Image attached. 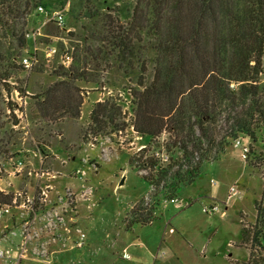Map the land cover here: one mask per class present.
I'll return each mask as SVG.
<instances>
[{
  "label": "rangeland",
  "instance_id": "rangeland-1",
  "mask_svg": "<svg viewBox=\"0 0 264 264\" xmlns=\"http://www.w3.org/2000/svg\"><path fill=\"white\" fill-rule=\"evenodd\" d=\"M122 7L116 1V17L129 22ZM56 11H61L62 26L53 18ZM85 12L82 0L38 4L27 18V43L18 49L9 86L2 85L0 192L7 197L0 196V206L8 205L10 219L17 223L15 234L9 233L2 242L4 249L14 248L20 240L18 223L23 214L29 210L34 214L48 204L51 224L47 227L39 219L33 229L38 237H46L41 264L58 263L63 252L57 250L65 235L75 240L79 229L86 233L85 245L65 252L67 262L63 264H264V250L253 239L258 230L254 226L256 201L264 193L260 140L244 138L246 153L234 143L217 159L203 164L201 177L175 196L179 203L160 197L149 223L127 226L131 205L144 198L150 209L155 202L154 186L142 176L149 170L137 171L129 158L139 157L140 148L148 144L151 151L147 156L169 162V136L167 132L151 137L135 131L136 99L131 89L136 87L137 74H129L126 63L125 72L118 66L120 62L107 60L101 53V59L93 58L100 45L99 33H86L82 28L84 22L91 24L90 19L79 16ZM88 46L92 52L84 63ZM67 54L72 56L69 64L64 62ZM262 62L259 82L264 84V56ZM149 69L148 79L151 66ZM104 100L114 107L95 123L92 112ZM233 184L238 195L230 199L226 216L203 211V206L213 203L224 208L222 201L227 200ZM78 196L83 209L75 208ZM58 212L61 223L55 226ZM4 233L7 230L0 224V235ZM125 245L144 263L116 259ZM22 263L40 264L26 259ZM0 264L12 263L2 259Z\"/></svg>",
  "mask_w": 264,
  "mask_h": 264
},
{
  "label": "trees",
  "instance_id": "trees-1",
  "mask_svg": "<svg viewBox=\"0 0 264 264\" xmlns=\"http://www.w3.org/2000/svg\"><path fill=\"white\" fill-rule=\"evenodd\" d=\"M82 1L86 12L79 16L91 21L89 26L82 23V28L99 33L93 58L101 59V53L120 62L118 66L128 68L129 74H137L136 87L131 89L136 99L135 131L169 136V162L147 156L148 144L139 150V157L129 158L137 171L149 170L142 176L154 186L155 202L150 209L144 198L131 205L127 226L149 223L160 197L173 198L182 187L193 185L203 164L217 159L237 139L242 146L244 138L260 140L264 157V84L259 82L264 0ZM116 1L123 4L120 11L129 22L116 17ZM65 2L47 0V5ZM40 3L46 0H0V97L2 85L9 86L10 71L17 66L18 49L27 43V18ZM91 52V46L86 47L84 63ZM113 107L108 100L98 102L92 120L101 122L100 117ZM3 195L0 192L5 200ZM256 210L258 230L253 239L264 250V193Z\"/></svg>",
  "mask_w": 264,
  "mask_h": 264
},
{
  "label": "built area",
  "instance_id": "built-area-1",
  "mask_svg": "<svg viewBox=\"0 0 264 264\" xmlns=\"http://www.w3.org/2000/svg\"><path fill=\"white\" fill-rule=\"evenodd\" d=\"M40 10H43V7H40ZM53 18L56 20V23L59 24L60 26H62V22H63V16L61 14V11H56L54 12ZM72 60V56L67 54L65 56V63H70V61ZM25 62H28V59H25ZM29 65V64H28ZM235 146H242V143L239 139H237L235 142ZM146 145L142 146L141 148L145 147ZM140 148V149H141ZM243 148V153H246L247 148L242 146ZM214 183V182H213ZM215 184V183H214ZM238 194V189L236 188V186L233 184L232 186H230L229 190H228V197L227 200L225 201V204L228 203V201L235 197ZM180 199L179 198H171L170 202H178ZM165 201V202H167ZM77 202V201H76ZM66 206H68L67 204H65ZM46 207V208H45ZM45 207H43L42 210L35 212L33 214V212H31V210L27 211V217H24L23 221L21 222V233H22V242H21V246H20V252L18 254V259H21L24 257V255L26 254L27 251V245L30 242L31 239L36 238L38 235V233H33V229L32 227H36V223L38 222L39 219H43L42 223H45V225L47 227H49V225L51 224V221L53 219L52 217V207L49 206L48 204H45ZM77 207V204H75V208ZM33 211V209H32ZM66 211V209L64 210ZM203 211H205L206 213H216V212H220L221 208L219 207L218 204L213 203L210 206H203ZM10 212V208L8 207V205H4V206H0V220ZM60 214L58 212V216H56V221L55 222V226L56 223L59 225L61 223L60 221ZM43 228L45 230L49 231V228H46L43 226ZM54 236V235H53ZM53 238H56L55 236ZM85 238H86V233L79 229L78 233H77V237L75 238V240H73L70 235H65L64 241L62 243V247L63 248H70V249H74V248H82L85 245ZM36 250H34V252L42 258V254L44 253V247H38L35 248ZM38 249V250H37ZM6 252L4 251H0V256H5ZM42 255V256H40ZM124 257L129 258V254L124 251L123 254ZM49 258V256H47Z\"/></svg>",
  "mask_w": 264,
  "mask_h": 264
},
{
  "label": "crops",
  "instance_id": "crops-1",
  "mask_svg": "<svg viewBox=\"0 0 264 264\" xmlns=\"http://www.w3.org/2000/svg\"><path fill=\"white\" fill-rule=\"evenodd\" d=\"M122 181H123V179L120 181V183L118 184V185H120V184H122ZM238 195V194H237ZM236 195V196H237ZM76 201H77V207L79 206V209H83V207H85V205H84V203L82 204V207H81V205H80V199H79V196L76 198ZM180 202V200L178 201V202H172V203H179ZM223 203L222 204H224V208H221V205H219L218 203H216V204H218L219 205V207L221 208V211L220 212H216V213H219L222 217H224V216H226V208H227V205H228V203L230 202V200L228 201V203L227 204H225V202L224 201H222ZM190 203V202H189ZM166 205V204H165ZM11 214H12V211L10 210V212L8 213V214H6L1 220H0V224H3V228L5 229V230H7V233L5 234L4 233V235H0V251H4V252H6V255L5 256H0V260H4V259H8V260H10V262L12 263V264H23L22 262H23V260L24 259H26L28 262H36V263H42V261L40 260V259H42L41 257H39L35 252H34V250H35V248H37V247H39V246H43L44 247V245H45V243H46V241H45V239H46V237H36V238H33V239H31L30 240V242L28 243V245H27V251H26V254L24 255V257L23 258H21V259H18V254H19V252H20V246H21V242H22V238H23V236H22V233H21V222L23 221V219H24V217H27V213H25V214H23V218H22V221L20 222V223H18V225H19V229H20V240L17 242V244L15 245V247L14 248H12V247H10V248H5L4 249V245L2 244V242H3V240H5V238L7 237V236H9V233L11 234V233H13V234H15V232H13V226H16V222L14 223V221H12L11 219H10V216H11ZM11 224V225H10ZM36 228V227H35ZM32 229H34V227H32ZM236 245V244H235ZM53 246H56V245H54L53 244ZM53 246H51V248L53 247ZM45 248V247H44ZM31 249V250H30ZM66 249H68V250H66ZM71 249L70 248H68V247H66V248H63V247H61L59 250H57V252H59V254H61L62 252H63V256H64V254H65V252H68L69 253V251H70ZM30 251H31V253H30ZM124 251H126L128 254H129V258H126V257H124L123 256V254H124ZM63 256H61L60 255V261H59V259H58V263H55V264H63V262H67L66 260L67 259H64V257ZM118 256H119V258H121V259H123V260H126V261H133V259H136V261L137 262H141V263H144V259L142 258V257H137V256H135L134 254L132 255L131 253H129L128 252V245H125V246H123L122 247V249H121V253H117V256H116V259H118ZM244 261H247V258H245V260ZM54 263V261L52 262V263H50V264H53Z\"/></svg>",
  "mask_w": 264,
  "mask_h": 264
},
{
  "label": "water",
  "instance_id": "water-1",
  "mask_svg": "<svg viewBox=\"0 0 264 264\" xmlns=\"http://www.w3.org/2000/svg\"><path fill=\"white\" fill-rule=\"evenodd\" d=\"M122 183H123V181H122Z\"/></svg>",
  "mask_w": 264,
  "mask_h": 264
}]
</instances>
